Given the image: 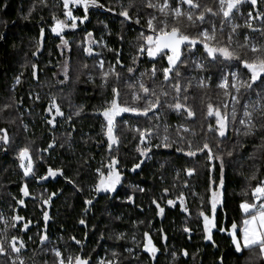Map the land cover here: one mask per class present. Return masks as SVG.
Listing matches in <instances>:
<instances>
[{
	"label": "trees",
	"instance_id": "obj_1",
	"mask_svg": "<svg viewBox=\"0 0 264 264\" xmlns=\"http://www.w3.org/2000/svg\"><path fill=\"white\" fill-rule=\"evenodd\" d=\"M27 2L30 5L31 3L35 5L30 10L29 7L26 9ZM99 2L104 5L106 11L94 12L91 10L85 26L88 30L69 31L66 34V40L70 38L71 40L67 45H64L61 43L60 37H56L57 35H53L51 31V26L54 25V15L64 19L62 0H0V129L7 130L9 136L8 144L0 141V207L3 205L1 201L7 196L14 204V215L23 216L26 220L31 221L29 232L23 230V222H17V227L13 228L11 232L10 230L7 232L8 235L4 238L5 246H8L7 241L13 236L22 238L26 242V246H29L28 250L21 251L19 254V258L27 257L25 264H56L54 252L46 249L48 244L62 248V253L65 256L80 254L91 257V264H97L98 248L101 249V252L98 253L104 255V259H108L114 252L120 253L123 248L124 240L117 239V236L122 234L124 229L138 228L137 224L140 223V219H145L148 224L150 216H154L155 213L152 205L153 198L161 202L166 197H175L180 192H184L188 196L187 207L192 215L191 218L176 216L177 226L172 220L168 221L169 225L167 222L164 225L172 239L171 244L177 246L178 254L182 252L181 247L183 246L189 252L187 256L181 255L170 261L171 264H221L220 256L223 254L222 264H264V260L259 258L257 249L244 250L243 255L240 256L233 251L230 241L225 237L220 238L218 251L212 252L207 249L203 255L202 250L199 252V249H195L196 246L202 244L199 234L196 235L193 242L189 243L183 233L185 227L202 230V226L196 219H199L201 210L210 212L209 180L212 177L211 180H215L219 184L221 171L220 161H209L206 154L198 153L195 157L185 155L189 149L187 144L177 137L176 129L179 125L191 129L190 132H181V135L193 141V149L207 140L213 152L223 158L225 203L219 211L221 222L226 215L228 222H236L241 225V219L245 217V213L239 206L244 200L251 202L250 191L256 183V181H250L248 177L259 169L258 177L264 178V148L259 147L264 144V131L260 130L264 121H257V131L253 136L237 134L231 123L226 138H218L216 133L207 131L208 124L215 123L213 118L206 119L205 117L207 103L219 105L228 102V111L231 112L230 97H225L223 90L217 88L216 85L219 83L221 69L224 72L233 69L229 67L230 62H223L222 58L215 64H208L207 71L196 69L192 61L207 64L202 46H198L194 50V54L190 56L188 69L186 71L182 69L185 78L212 77L210 86L205 89L197 88L196 80H192L193 88L189 91V104L196 112L194 118H187L186 114L176 113L166 106L160 108L159 120L151 113L148 117L139 116L136 119L122 113L116 118V135L120 140V157L123 161L137 156L139 135L135 131L137 129L135 124L139 126V129L159 124L162 129L163 125L167 123L171 126L169 128L170 138L176 141L168 148L154 146L148 154L141 174L144 180L142 182H145V189L143 193L137 192V204H130L127 207L117 203L113 204L115 216L112 218L109 217L107 209V206L112 203L108 196H98L99 199L95 200L94 189L99 179L96 169L106 165L107 156H109L106 129L103 127L106 126V121L101 110L105 107V101L111 99V87L113 85L119 87L122 101L131 105L132 89L127 85L133 82L135 76L151 69L153 64L157 69L167 66L166 57L150 58L146 52L142 55L138 51L133 54L131 49L132 37H136L138 43H143L140 32L141 30L147 32L146 17L149 14L159 16L158 9L146 8V0H131L135 4V7L129 12L133 16V20L126 21L118 13L122 10L121 4L127 6L130 0H99ZM199 2L202 7L208 6L214 9L217 7L216 0H199ZM108 8L114 10L109 12ZM184 8L187 10V5ZM77 9L75 13L83 16V9ZM241 10V13L245 15L237 14L236 21L233 23L244 24L246 13L250 10L249 5L245 4ZM258 10L264 11V0H260ZM21 12H23L22 15ZM137 13L140 17L139 24L134 22ZM210 18L214 19L219 26L220 18ZM186 24L187 21L180 22L182 30L191 36L197 35V32L201 30L186 28ZM254 24L259 27L260 21H255ZM230 27L226 24L225 36L230 31ZM41 29L44 30L43 37H41ZM89 31L98 41L92 55L84 51L86 34ZM106 31L107 33H105ZM245 33L256 42L264 44V37L243 27L238 29V35L234 37V40L243 43ZM102 34L107 39L105 47H102L101 39L103 38L100 36ZM219 35L218 33V37ZM232 47L242 55L247 52V49H241L235 43ZM38 48L39 51H37ZM102 48L103 50H101ZM183 51L187 55V49H183ZM116 53H119L120 65L116 64ZM99 54L105 57L104 68L108 69L109 65H114L116 71L121 74L118 84L112 78L109 86L103 87L101 70L93 61ZM248 55L250 56V53ZM33 64L37 66L35 76H33ZM65 64H68L70 69L69 79L66 81L63 72ZM84 65L88 67L84 68ZM128 67H133L136 71L128 73ZM17 76L21 77L19 83H15ZM244 78H247V75ZM144 80L149 87L155 86L158 94L162 88L169 92L167 98L161 97L162 100L169 103L174 102V93L167 84H162L163 76L160 71L157 72L154 81L148 80L147 77H144ZM60 81H64V83H60ZM260 84L257 81L256 85ZM32 85L38 87L39 99L36 96L31 97ZM256 85L253 91L242 95L241 105L249 102L250 98L254 99L253 101L257 99L255 97ZM53 96L56 97L65 116H56L55 126L47 123L49 119H52L54 113L50 114L46 111ZM192 96L196 97L195 101L191 100ZM241 105L237 106L238 117L242 113ZM140 106H142V102ZM26 108H29V113L26 112ZM77 111H79V115L74 114ZM69 116L72 117L70 121L67 119ZM13 117L15 120L11 122L10 119ZM26 119L31 124V133L26 132L27 130L23 126L22 121ZM235 127L240 128L241 126L237 122ZM16 139H21L22 144L26 143L24 145L29 147L34 175L25 177L23 169L19 167L18 155L13 152L15 149L19 153L14 141ZM53 141H55L53 147L49 148V144H52ZM217 144H219V148L216 147ZM177 147L183 148L184 152L176 151ZM229 152L232 153L231 156L228 155ZM149 158L150 160H148ZM49 167L53 170H62L64 177L59 176L57 181L43 184L34 180V176L41 177V173L47 171ZM189 168L195 169L197 172L193 179L186 178V169ZM206 174L208 175L206 176ZM159 175L161 176L159 177ZM136 179L139 182L140 177L136 176ZM25 184L30 192L27 197L23 196L20 191ZM36 188H44L45 194L42 199L35 194ZM165 189H167V193L164 192ZM10 191L14 195H9ZM51 191L59 195L52 201L51 206L52 220L49 229L52 236L49 241L42 244L39 238L43 234L38 229L43 223V213L46 211L43 199ZM21 199L24 200L23 205L18 203ZM87 200H92L93 205L88 206L89 204L85 203ZM119 215H123V218H120ZM81 219L85 221L83 227L79 226ZM72 237L81 243L76 244L71 239ZM109 241L114 246L112 252L107 246ZM37 250L41 251L40 257L36 253ZM11 256L15 258L16 254L10 253L9 256H2L0 264H8ZM166 259L168 258L166 257Z\"/></svg>",
	"mask_w": 264,
	"mask_h": 264
},
{
	"label": "snow or ice",
	"instance_id": "obj_2",
	"mask_svg": "<svg viewBox=\"0 0 264 264\" xmlns=\"http://www.w3.org/2000/svg\"><path fill=\"white\" fill-rule=\"evenodd\" d=\"M63 3V15L64 19L57 18L53 16L54 25L51 26V31L58 36L64 32L66 28L76 29L78 27L77 21L81 24L89 20V9L90 8H103L104 5L99 2V0H62ZM217 7L203 6L199 0H162V3H153L152 0H146L145 7L150 9H158L160 15H151L146 21L147 34L141 32L140 36L143 40L141 43L138 53H147L150 58H156L160 56L167 60V66L162 69H157L156 65L153 64L151 69H147L140 73V78L135 81V84H128L127 86L132 89V104L130 105L126 101H122L121 91L119 87L113 85L111 87V99L105 101V107L101 110V114L106 121V131L105 135L107 137L108 151H109V162L107 165H102L101 168L96 169L99 176L98 182L95 185V192H114L116 191L117 185L121 184L122 174L119 171L118 165L119 160L116 156L111 155V151L114 146L120 144L118 136L115 134L117 128L116 118L121 116L122 113H134L139 116L148 117L151 113L157 120H159V110L161 107H167L168 109L176 112L186 114L187 118H194L196 112L193 107L190 106L189 91L193 88L192 80H196V87L199 89H205L210 86L212 77H192L185 78L183 71L188 69L189 58L194 54V50L198 46H202L203 53L205 55L204 62L192 61L196 69L202 71H207L208 64H215L220 58L223 62H230V70L224 72L221 69V75L219 77V83L216 85L217 88L223 90L225 97L231 98V112L228 111L229 103L224 102L219 105H214L209 102L206 105L205 117L213 118L215 123H209L207 131L216 133L218 138H226V134L229 128V124L233 126L237 134H243L244 136H253L257 131V121H264V94L256 93L257 99L255 101L246 102L241 105V98L244 93L254 90V86L257 81L264 84V44L256 42L247 33L244 35V42L239 43L238 40H234V37L238 35V29L246 28L252 33H259L261 37H264V11H259L260 0H216ZM245 4L249 5L250 10L246 13L244 24L240 25L233 23L234 18L237 14L245 15L241 13V8ZM175 5V6H173ZM187 5V10L184 6ZM83 9V16L79 17L74 15V8ZM135 7V4L131 2L127 6L121 4V11L118 15L123 17L126 21L133 20V16L129 14L130 10ZM109 12L114 9L108 8ZM220 18L219 26L216 24L214 19ZM184 20L187 21L186 28H198L201 29L197 32V35L191 36L187 34L185 30H182L180 22ZM260 21V26H255L254 22ZM134 22L136 24L140 23L139 13H137ZM230 25V31L227 32L225 36V26ZM204 25H208L205 27ZM44 30L41 29V37H43ZM218 33L220 34L218 37ZM88 46L84 48V51L92 55L93 49L92 44L97 43L94 40L93 33L87 32ZM64 45L68 44L67 40H63ZM122 39V37H121ZM237 44L241 49H247V52L243 55L237 52L232 45ZM106 46V45H105ZM187 49V55L183 51ZM39 51V48L37 49ZM250 53V56L248 55ZM35 55V53H34ZM117 60L116 64L120 65L119 53H116ZM210 58V59H208ZM138 59V58H137ZM104 61H99V68L101 70V81L104 87H108L110 79L114 78L118 84L121 79V74L116 71L114 65H109L107 70L104 69ZM135 63V60H134ZM122 66V65H121ZM36 65L33 64V76L36 75ZM87 68V65L83 66ZM69 65L65 64L63 66L64 80L69 79ZM128 73H134L136 71L133 67H128ZM160 71L163 76L162 84H167L171 89L174 102H167L162 100L161 97L167 98L169 92L161 89L160 93H157L156 87H149L145 82L144 77L148 80L154 81L157 72ZM247 75V78L244 76ZM91 80L92 77L90 76ZM16 82L19 83V77H17ZM64 83V81H60ZM37 99L39 97L37 96ZM196 97L192 96L191 100L195 101ZM142 102V106L140 103ZM241 105L242 114L238 117L237 106ZM7 107V105H5ZM55 111V115L52 119H49L47 123L55 126L56 116L63 117L64 113L61 110L60 105L57 103L56 97L53 96L49 106L46 111L52 113ZM79 115V111L74 113ZM69 121L72 119L71 116L67 118ZM238 124L240 128H236L235 125ZM171 126L165 123L163 128L157 124L154 128H144L135 129L139 135V145L137 146V151L140 156L147 157L151 152V146L142 147L145 145L149 138L152 136H157L161 139V143L156 144L155 147H171L176 141L172 140L169 135V128ZM260 130L264 131V124H261ZM191 129L184 125H179L176 129L177 137L180 141L187 144L188 151L185 155L189 157H195L198 153H205L209 161L219 160L220 161V171L221 175L219 178V184L215 180L210 179V214H206L203 210L199 212V216L203 218V231L204 239L207 241H213V229L217 228V209L218 206H223L224 204V161L223 158L214 153L210 144L205 140L202 145H197L193 149V141L188 140L185 136L181 135V132H190ZM0 141L4 144L9 143V136L7 130L0 129ZM195 135V133H193ZM55 141L49 144V148L53 147ZM219 148V144L216 145ZM259 147L264 148V144ZM176 151L184 152L183 148L177 147ZM229 156L232 155L231 152L228 153ZM19 167L23 169V174L25 177L34 175V166L32 156L30 154L29 147L25 146L19 150L18 153ZM143 161L133 165L132 171H136L141 167ZM104 169V170H102ZM187 175L191 176L194 174V169H187ZM259 172V169H257ZM254 172L248 179L250 181H256L255 186L251 188V202L244 200L240 204V209L245 213V218L242 221V225L238 226L235 222L232 223L230 229H225L220 227L218 230L221 232L228 231L231 237L234 250L238 254H243L244 250L258 249L259 258L264 260V179H260ZM63 175L62 170H53L49 167L47 176L55 177L57 174ZM179 175V174H178ZM40 179H47V177H40ZM20 191L23 196L27 197L30 195L27 184H25ZM139 191H144L139 189ZM167 193V189L164 190ZM246 195L248 193H245ZM52 195H55L53 193ZM51 197H49L50 199ZM129 201L133 200V197H128ZM180 203V207L184 212H188V208L185 205V197L183 193L177 197ZM49 201L44 200L43 203L47 204ZM176 200L169 199L167 201L168 205L175 206ZM20 205L24 204V200L18 201ZM86 204L91 205L92 200L85 201ZM158 209V214L163 215L164 208L153 200ZM11 227L16 228L17 222H23V230H27L30 220H26L25 217L20 215H14L12 218ZM43 219L45 222L49 220V214L47 212L43 213ZM0 220L5 224L4 232L6 234L8 228V221L0 216ZM80 224H85L83 219L80 220ZM185 232H190L188 227L184 228ZM123 234L117 236V239H122ZM31 239V237H29ZM76 244H80L79 240L75 237L71 238ZM145 242L143 244V249L147 253L151 254L153 258L156 257V253L159 249L153 243L152 237L145 232L144 233ZM167 239V237H164ZM41 243L43 244L48 240L47 234L40 237ZM6 240L0 238V256H9L10 253L16 254L15 258L9 259L8 264H25V261L19 258L21 250L26 247L25 242L22 238L13 236L10 241H7V247L5 246ZM56 258V264H91V257H85L80 254L65 256L58 248H53ZM131 252V249L128 250ZM184 256L188 255L186 250L182 251ZM113 259H100L97 264H119L117 259L118 254L113 253ZM176 254L173 253V258L175 259ZM221 259V264L223 257Z\"/></svg>",
	"mask_w": 264,
	"mask_h": 264
},
{
	"label": "flooded vegetation",
	"instance_id": "obj_3",
	"mask_svg": "<svg viewBox=\"0 0 264 264\" xmlns=\"http://www.w3.org/2000/svg\"><path fill=\"white\" fill-rule=\"evenodd\" d=\"M76 9L77 8L73 9L74 15H77L75 13ZM78 9H80V8H78ZM91 10L94 11V12L98 11V10L106 11V8L105 7H103V8H90L89 12ZM77 16L82 17L81 15H77ZM149 16H151V15L149 14ZM87 22L88 21H85V23L81 24L79 22V20H78L77 21L78 27L76 29H72L70 27L66 28L64 30V32L61 34V36L63 37V40H66V37H67L66 34L69 31H77V30H81L82 31V29L85 30V31L88 30L87 27H85ZM53 35H57V34L53 33ZM61 36L57 35L56 37H60L61 43L63 44ZM92 38L97 41V39H96V37L94 35H93ZM70 40H71V38L68 39L67 41L69 42ZM87 41H88V37L86 38V47L88 46ZM97 44H98V41H97V43L92 44L91 45L92 49H94L97 46ZM52 113H54V115H55V111H53ZM125 114L128 117L131 116V117H133L135 119L139 118V115H136L134 113H125ZM135 128H139V126L137 124H135ZM116 130H115V134H116ZM139 143H140V141L138 140V144ZM146 144L142 145V147H145ZM107 152H108V155H110L108 150H107ZM120 152H121V149H120L119 145L118 146H114L112 151H111V155L112 156H116L118 158V160H119L118 168H119V171L122 174L121 184L117 185L116 191H114V192H109V193H105V192L96 193L95 192V194H96L95 200L99 199L98 196H103L104 195V196H108L109 201L112 202L111 205L107 206L108 214L110 215L109 217H112V218H114V216H115V211L113 210L114 209L113 204L117 203L119 205H124L125 207H127L130 204L135 205V204H137L136 202L138 200V197H137L138 193L137 192L143 193L144 191H139V189H143V190L145 189V182L144 183L142 182L144 180H143V177H141L142 176L141 174H142V172L144 170L143 167H145V164L147 162V157H142V156H140L139 152H137V156L133 157L132 159H130V158L124 159V161H123L121 159V157H120L121 156ZM201 154L205 155V153H201ZM141 160L143 161V163L141 164V167L139 169H137L136 171H132L133 165L136 164V163H139ZM108 162H109V156H107V163ZM47 172H48V169L44 173H41L42 174L41 177H47V179H40L39 176H34V180H36L38 183H42L43 184V183H49L51 181H57L59 176L64 177L63 175H60L59 173L55 177H48L47 176ZM186 174H187V172H186ZM196 175H197V172L194 169V174L191 175V176L187 175L186 178L193 179V178L196 177ZM207 175L208 174H206V176ZM136 176L140 177L139 182L137 181ZM160 176L161 175H159V177ZM211 179H212V177H211ZM42 180H45V181H42ZM224 187H225V181H224ZM60 191L61 190H59V192ZM223 191H224V189H223ZM53 193H55L57 195L56 192L51 191L49 193V195L46 198L43 199V201L44 200H48L49 201L47 204L43 203L44 210H46L45 212H47L49 214V220L47 222H45L44 219H43V221H42L43 223H42L41 227L38 229V230H41V233L43 235L47 234V236H48V240L47 241H49V239L52 236V233H51V231L49 229L50 228V222L52 220L51 219L52 201H50L49 197H51ZM181 193H183V195L185 197V205L187 207V205H188V196L184 192H180L175 197H166L161 202L159 200H156L155 198H153L152 199V205L154 207V210H155L154 212L155 213H154V216H150V218L148 220L149 221L148 224H146L145 219H140L139 220L140 223L137 224L139 226L138 228L130 229V230L127 228V229H124V231H122V234H123V238L122 239L124 240V246L121 249L120 253H117L118 254L117 259L119 260V264H171L170 261L174 260L173 253L176 254L175 258H179L181 255L184 256L182 254V252L180 254H178V249H177L176 245L173 246L171 244L172 243V239H170L169 232L166 230L165 225H164V224H166V222H167V225H169L168 221L172 220V222L175 224V226H177L178 222H177V220L175 218L176 216H180V217L188 216L189 218H191L192 215H190L189 209H188V212H184L183 209L180 207L179 201L177 200V197L180 196ZM129 196L133 197L132 201L128 200ZM209 198H210V191L208 193V199ZM224 198H225V192H224ZM169 199L177 201L175 206L167 204V201ZM153 200H155L160 205L161 208H164L163 215L158 214V209L156 207V204L153 203ZM92 205H93V202H92L91 206ZM88 206H90V205H88ZM222 208H223V206H218V209H217V228L213 229V241L215 242V246L213 245L212 241H207V240L204 239L203 218L202 217L198 216L199 219H196V220L199 221L200 225L202 226V230L198 231V230H196L194 228H189V227L188 228L191 230L190 232H185L183 230V233L187 237V241L189 243L193 242V240L196 237V235L199 234V236L201 237L202 244L199 245V246H196L195 249H199V252L202 250V254L203 255H205V253L207 252V249H210L212 252L218 251L219 250V241H220L221 237H225L226 239H228L230 241V244L233 247V251L235 252L234 246H233L232 241H231V237H229V235H228V231L221 232V231L218 230L220 227H223L225 229H230L231 225L233 223V222H228V220L226 219L227 218L226 215H224V217L222 218L223 219L222 222L219 220V218H220L219 217V211ZM87 209H90V207H87ZM205 213L206 214H210V212H205ZM120 218H123V215L120 216ZM79 226L83 227L84 224H79ZM114 226H115V224H114ZM147 226H148V229H147ZM30 230H31V227L29 225V227H28V229L26 231L29 232ZM145 232H147L149 235H151L153 243L159 249V251L156 253V257L155 258H153L151 256V254L147 253L143 249V244L145 242V239H144V233ZM164 237H167V239H164ZM111 241H109V244H107V246H108V249H110L111 252H112L114 246H112L113 244L111 243ZM25 245H26V242H25ZM107 246L105 245V247H107ZM28 248H29V246H26L21 251L23 252L25 250H28ZM181 248H182L181 249L182 251L186 250L187 252H189L187 248H184V246L181 247ZM129 249H131V252L128 251ZM98 252H101V249H99V248L97 249V258H96V260L98 261L100 259H104V255H100ZM223 256H224V254L221 255L220 258L223 257ZM166 257L168 259H166ZM108 259H113V255H111L110 258H108ZM220 261H221V259H220Z\"/></svg>",
	"mask_w": 264,
	"mask_h": 264
},
{
	"label": "rangeland",
	"instance_id": "obj_4",
	"mask_svg": "<svg viewBox=\"0 0 264 264\" xmlns=\"http://www.w3.org/2000/svg\"><path fill=\"white\" fill-rule=\"evenodd\" d=\"M52 1V0H51ZM122 1V0H121ZM152 2L153 3H157L158 2V0H152ZM159 2H161L162 3V0H159ZM33 5H35L34 3H31V5L27 2V4H26V9L28 8L29 10H30V8H32V6ZM242 9V8H241ZM242 11V10H241ZM244 12V11H243ZM25 13V15H26V12H24ZM23 14V12H21V15ZM152 15V14H151ZM148 17H149V15H148ZM147 17V18H148ZM103 21H106V20H103ZM234 22L236 21V19L234 18V20H233ZM107 27H108V25H107ZM134 32V31H133ZM141 32H142V30H141ZM140 32V33H141ZM143 32H145V34H147V32L146 31H143ZM105 33H107V31L105 32ZM103 39H101L102 40V47H105V45H106V42H107V39L105 38V35H100ZM133 41H132V43H131V49H132V52H133V54L134 53H136L137 51H138V49H139V47H140V43H138V41L136 40V37H132L131 38ZM101 50H103V48L101 49ZM100 50V51H101ZM100 60H103L104 62H105V57H104V55H101V54H99L97 57H96V60H93V61H95L96 62V65L98 66V68H99V61ZM104 66H105V63H104ZM109 68V67H108ZM100 69V68H99ZM105 70H107V68H104ZM17 77H19V81H20V76H17ZM17 77H16V79H17ZM138 78H140V75H138V76H135V78H134V80H137ZM134 80H132L133 82H134ZM133 82H131L130 84H133ZM15 83H17L16 81H15ZM33 86V85H32ZM15 87V86H14ZM14 87H12V89H14ZM104 87V86H103ZM38 87L37 86H33V88H31V93H32V95H31V97H37L38 96ZM256 91H257V93H261V94H264V84H260V85H256ZM255 97L257 98V96L255 95ZM230 100H231V98H230ZM254 99H252V98H250L249 99V102L250 101H253ZM248 102V101H247ZM241 110H242V108H240ZM26 110V112L27 113H29V108H26L25 109ZM76 113V112H75ZM24 114V113H23ZM242 114V113H241ZM32 119V118H31ZM11 120V122L12 121H14L15 119H14V117H13V119L11 118L10 119ZM33 120H34V118H33ZM22 123H23V126H24V128L27 130L26 132H30L31 133V131H30V128H31V124H30V122H29V120H23L22 121ZM155 126H156V124H155ZM154 126V127H155ZM104 127V129H106V126H103ZM153 127V125H150L148 128H154ZM15 141V144H16V146H17V149L16 150H20L21 148H23V147H25L26 145H24V144H26V143H23L22 144V140L21 139H16V140H14ZM22 141V142H21ZM159 143H161V139L159 138V137H156L155 135L154 136H152V137H150L149 138V141H148V143H147V145L146 146H151L152 148L156 145V144H159ZM15 148V147H14ZM13 152H15V154L16 155H18V152H16L15 151V149H13ZM151 158V157H150ZM150 158L148 159V160H150ZM103 163V162H102ZM98 168H101V166H99ZM103 170V169H102ZM46 191V190H45ZM35 194L36 195H38L41 199L43 198V196H44V194H45V192H44V188H36V190H35ZM9 195H14L13 194V192H9ZM1 202H3V205L0 207V216H2L5 220H7L8 221V228H7V232L10 230V232H11V230H13V228L10 226L11 225V223H12V217L14 216V204H13V202H12V200H9V198L6 196V197H4L3 198V200L1 201ZM245 218V217H244ZM243 218V219H244ZM243 219H241V225H242V221H243ZM4 229H5V224L3 223V221L2 220H0V238H6V236L8 235L7 234V232H6V234H5V232H4ZM12 238V237H11ZM11 239H9V241H10ZM39 241H40V243H41V240H40V238H39ZM39 243V244H40ZM53 248H58V246H54V245H50V244H48V247L46 248L47 250H51L52 251V249ZM61 252H62V248H58ZM258 250V249H257ZM36 253H38L39 254V257L41 256L40 255V253H41V251H38L37 250V252ZM1 257L2 256H0V263L2 262L1 261ZM12 258H14V256H11ZM21 259H23L25 262H26V260H27V257L26 256H21L20 257Z\"/></svg>",
	"mask_w": 264,
	"mask_h": 264
},
{
	"label": "water",
	"instance_id": "obj_5",
	"mask_svg": "<svg viewBox=\"0 0 264 264\" xmlns=\"http://www.w3.org/2000/svg\"><path fill=\"white\" fill-rule=\"evenodd\" d=\"M42 181H45V180H42ZM59 194H55V195H52L51 196V198H50V201H53L55 198H57V196H58ZM237 224V223H236ZM238 225V224H237ZM238 226H240V225H238ZM228 235H229V232H228ZM151 236V235H150ZM229 237H230V235H229ZM243 253H244V251H243ZM238 254V253H237ZM238 255H240L241 256V254H238ZM243 255V254H242Z\"/></svg>",
	"mask_w": 264,
	"mask_h": 264
}]
</instances>
